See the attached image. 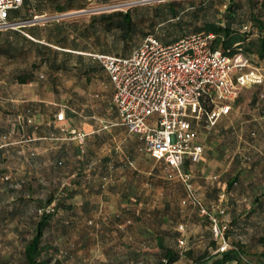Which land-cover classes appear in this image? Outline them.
Returning <instances> with one entry per match:
<instances>
[{
  "label": "crops",
  "instance_id": "obj_1",
  "mask_svg": "<svg viewBox=\"0 0 264 264\" xmlns=\"http://www.w3.org/2000/svg\"><path fill=\"white\" fill-rule=\"evenodd\" d=\"M41 32V39L28 35L52 47L72 51L69 67L50 70L48 63H43L36 69L33 80H17L24 85L26 93L8 97L7 105L1 107L8 108L15 117L12 119L9 113L2 115L7 129L0 131V147L4 148L6 159L12 153L18 154L28 174L36 172L33 175L38 182L45 177L73 176L70 186L75 190L69 198L72 211L61 212L72 225L53 227L56 236L51 241L59 250L71 252L65 255L57 250L59 260L52 264H160L161 252L166 248L179 251L171 264H264V259L257 263L241 258L223 260L222 252H210L211 225L195 205L182 203L187 197L182 179L177 175L169 177L170 170L165 163L147 153L139 135L121 124L113 102V83L94 53L60 47ZM50 71L55 75V82L48 79ZM60 111L65 114L62 120L56 117ZM230 114L231 110L221 115L214 125L192 118L204 151L199 161L185 156V171L191 174L204 159L206 140L201 130H223L227 125L221 121L231 119ZM229 125L238 135L235 125ZM72 129L85 132L84 138L77 137ZM239 152L231 154L228 170L238 172L240 178L232 181L220 175L219 179L206 181L204 190L198 193L207 205L217 193L216 208L223 209L219 214L222 220L231 217L233 225L228 239L235 243L242 232L252 230V223L260 229L264 226V190L261 197H256L252 165L242 166ZM129 157L133 163L128 161ZM39 170L43 174L37 175ZM104 172L110 177L102 186ZM118 214L126 220L132 217V224L117 225ZM181 223L185 224L183 231L178 228ZM180 237L185 238L184 245L178 243ZM234 248L237 249L235 244ZM204 251L210 254L198 259Z\"/></svg>",
  "mask_w": 264,
  "mask_h": 264
},
{
  "label": "built area",
  "instance_id": "obj_2",
  "mask_svg": "<svg viewBox=\"0 0 264 264\" xmlns=\"http://www.w3.org/2000/svg\"><path fill=\"white\" fill-rule=\"evenodd\" d=\"M150 1L154 0H86L87 6L74 13L112 11ZM23 2L0 0V30L35 23L40 18L36 15L11 20V10ZM213 37V33L193 31L165 43L150 34L128 56L93 55L113 83V102L121 124L139 135L143 149L163 161L170 176L182 179L187 190L182 203L191 202L208 215L212 234L219 240L215 252H223L230 246L226 236L228 224L220 217L223 209L219 213L210 211L197 195L190 173L183 169L185 156L199 161L204 151L192 118L214 125L231 110L242 88L264 83V71L240 44L229 53L212 47ZM205 102L211 103L210 109H206ZM56 117L62 120L65 114L60 111ZM72 132L81 139L86 134L76 129ZM178 228L183 231L185 226L181 223ZM185 241L184 237L179 238L180 245Z\"/></svg>",
  "mask_w": 264,
  "mask_h": 264
},
{
  "label": "trees",
  "instance_id": "obj_3",
  "mask_svg": "<svg viewBox=\"0 0 264 264\" xmlns=\"http://www.w3.org/2000/svg\"><path fill=\"white\" fill-rule=\"evenodd\" d=\"M32 1L24 0L19 8L11 10L9 18L11 20L32 18V14L27 12ZM55 1L52 0L51 3L59 12L82 8L86 2V0H80L82 2L79 3L74 0H67L63 3ZM245 2L247 1L165 0L157 4H136L127 9L95 13L89 21L82 24H66L65 21H53L52 27L44 33V37L53 39V43L60 47L93 53L128 56L150 34L167 43L189 32L205 31L214 34L212 39V47L214 48H221L232 53L236 50L237 44H240L246 52L252 51V53H257L260 59H264L263 13H258L257 9L253 8V3L252 7L249 8ZM187 3H191L194 10H189L190 7L187 6ZM221 4L226 5L222 11H220ZM36 6V10L40 11L41 8L37 4ZM248 12H250L252 20L260 31L257 37H252V39L249 38V32L242 29L246 24L245 22L248 21ZM199 20L200 24H198ZM159 26L162 27L159 28ZM20 27L21 29L7 28L0 32V55L15 56L19 45L26 47V50L29 48L34 49L37 60L31 64L30 68L16 73V80L19 82L33 80L36 76V69L43 63H48L50 70L69 67L68 63L72 51L55 48L29 37L31 35L41 39V36H43L37 25L25 24ZM60 55H62L61 59L59 58ZM48 79L55 82V75L51 71L48 74ZM205 106L206 109H210L212 105L205 102ZM6 129L3 123H0V131ZM3 151L4 148L0 147V163L6 160ZM129 158L128 161L130 162L132 159ZM4 172V169L1 168L0 178L3 184L1 192L7 193V202L0 204V220L5 221V217H9V219L19 217L21 221L24 218L25 229H27L24 233L27 235L22 238L19 249L15 247L10 253L4 254L0 248V264H52L54 260H57L56 254L58 252L65 255L69 254L71 250H59L51 244V241L56 236L53 232L56 229L53 230V227H69L72 225V221H66L61 212L72 211L73 204L69 198L75 189L67 186V193L56 202H54L55 197L52 193L41 194L38 197H35L34 194L27 196L24 187H17ZM5 176L7 177L6 180L4 179ZM101 176L102 186H105L110 177L109 173L104 172ZM38 184L41 185V182H38ZM30 188L29 191L33 193V185ZM43 201H45V204L42 203ZM51 203H54V205L48 209L47 206ZM32 208H34V211ZM125 220L120 217V214L116 216L117 225L124 222L126 225H130L133 222L132 217ZM15 230L22 233V229L18 225ZM261 238L264 240V237ZM211 246H215L213 239ZM57 250L59 251L57 252ZM205 252L199 254L197 258L206 257ZM178 255L179 251L166 248L161 252L160 264H171ZM231 258H240L237 249L231 248L222 252L221 259Z\"/></svg>",
  "mask_w": 264,
  "mask_h": 264
},
{
  "label": "rangeland",
  "instance_id": "obj_4",
  "mask_svg": "<svg viewBox=\"0 0 264 264\" xmlns=\"http://www.w3.org/2000/svg\"><path fill=\"white\" fill-rule=\"evenodd\" d=\"M51 1L52 0H33L31 6L28 7L27 12L28 14H32V18L35 17L36 15H40V18L36 20L35 23L26 22L24 24L37 25L40 31H44L45 33L46 31H49V29L52 27L51 23H54L53 21H65L66 24L69 23L82 24L89 21L90 17L95 14V13H83V12L74 13L81 8L70 9L67 11L59 12L56 11ZM64 1L67 0H56L55 2L63 3ZM74 1L76 3L82 2L80 0H74ZM116 1L122 2L125 0H116ZM243 1H247L245 2V4L249 8L252 7V3H253V8L255 7L258 13L261 14L263 13L262 16L264 19V0H243ZM160 2L162 1L154 0L146 3H140L139 5L157 4ZM36 4L39 6V8H41L40 11L36 10L37 9ZM86 6H87V2H85L84 4V7ZM187 6L190 7L189 10H194L193 8L194 6H192L191 3H187ZM225 7H226L225 4L224 5L221 4L220 11L224 10ZM127 8L128 7H124L123 9H127ZM64 13H71V14L60 16ZM247 19L248 21L245 22L246 23L245 25H247L248 27L244 28L243 26L242 29L243 31H248L249 38L252 39V37H257L260 31L256 26V24L254 23V21L252 20L250 12L247 13ZM200 23L201 22L199 20L198 24ZM160 27L162 26H159V28ZM13 29H21V27L13 28ZM1 31L3 30H0V32ZM18 47L19 49H17V54H15V56L0 55V123H2L3 121L1 120V118L4 113L7 115L8 113L11 114L9 116L12 119L13 117H15L13 112L8 110V108L5 109L1 108L2 106L7 105L8 97L13 96L16 98L26 93V90L23 88L24 85H22L16 80L15 78L16 73L21 72L24 69L30 68L31 64L37 60L34 54V49L29 48L26 50L25 49L26 47H24L23 45H19ZM248 54L253 59L254 63H257L259 66H261L264 71V59H260L257 53H252V51H249ZM230 115H231L230 117L231 119H226L225 122L221 121L224 125H227L226 128L225 127L221 128L223 130L220 131L219 130L220 128L219 129L203 128L201 130V136L204 138V140H206L205 141L206 151L204 154V159L199 164V168L193 170V172L191 173L192 175L191 174L190 175L191 177H193L192 178L193 183L196 182V188H197V190L195 188L196 193L205 206L207 205L206 204L207 202L203 200L202 197H200L199 192L201 190L202 191L204 190L206 181L219 179L220 175H223L222 178L232 181H234L236 178L238 179L240 178L238 172L234 171L236 173H233V170L232 171L228 170L231 161L230 156L234 151H241L239 152V154L241 155L239 159L242 166H244L245 163H247V165L249 164L252 165V178L255 180L254 183L256 185V187L254 188L257 189L256 197H261L262 196L261 192L262 190H264V158H261L260 156V155H264V83L259 85H252L250 87H246L242 89L241 94L239 95L237 101L231 108ZM252 119H255V122H252ZM238 121H241L242 124ZM231 123L235 125L234 130L238 129V135L236 134V132L231 131L232 127L231 125H229ZM251 124L254 125L252 126ZM225 130H228V132ZM116 139L118 140V137H116ZM222 141L224 142V145ZM250 144H252V146H250ZM225 147L228 148V150H224L226 149ZM223 152H225L226 154H222ZM249 152L252 153L250 154ZM1 168L4 169L5 171L4 174L8 176V179H12L11 180L12 183H15L17 187H24L27 196L34 194L35 197L36 196L38 197V195L41 194L52 193L54 194L55 197L54 202H56L67 193V186L73 184L72 183L73 176L67 174L61 175L60 176L61 178L56 177V178L48 179L47 177H45L42 179L43 181L41 182V185L38 184L37 179L34 178L35 176L33 175V173L36 172L33 170L31 172L32 174H28V172L26 171V165L23 164L21 161H19L18 154L12 153L11 155H9L5 161L0 163V169ZM165 172H163L162 174L165 175ZM40 174H43V171L39 170L37 175ZM167 174L170 177L168 171ZM6 178L7 177L5 176L4 179L6 180ZM2 185L3 184L1 183V178H0L1 205L7 202V196H6L7 193L4 194L1 192ZM29 185L30 186L33 185V193L29 191L31 189ZM216 194L213 200L211 201V203H209L206 207L212 212L219 213V210L216 208V202H218L217 201L218 196ZM42 203L45 204V201H43ZM53 205L54 203L49 204V206H47L48 209L51 208ZM193 207L195 208L197 207L199 209L198 206H193ZM32 209L34 211V208ZM227 210L229 211L228 206H227ZM199 213L202 215L205 222H208V224L211 225L208 215L204 214L200 209H199ZM229 218L224 219V222L228 224L226 230L227 238L228 235H230L232 232L231 229L233 225L231 217ZM4 219L6 220L5 221H3L2 219L0 220V248L4 254H8L15 247H17L18 249L21 247L22 238L25 235H27L24 233L26 232L27 229H25L26 226L24 224V218L21 221L19 217L15 219L12 218L9 219V217H5ZM17 225L21 227L22 233L15 230ZM179 225L180 224H178V226ZM256 225L252 223L251 231L242 232L241 237H239L238 238L239 240H237V243L234 242L235 240L229 241L228 239L230 245L228 249H231L232 247L234 248V244H235L239 251L241 260L244 261L248 260L257 263V260L264 259V240H262L261 238L264 237V226L261 227L260 229L259 228L260 226L257 227L258 225L257 226ZM212 237H213L212 239L215 241V246L210 247V252L214 254L216 253L215 249L219 244V240L215 239L213 234ZM17 248L16 250H18ZM210 252L209 251L205 252L206 257L210 254ZM58 260L59 259L55 260V262H58Z\"/></svg>",
  "mask_w": 264,
  "mask_h": 264
},
{
  "label": "water",
  "instance_id": "obj_5",
  "mask_svg": "<svg viewBox=\"0 0 264 264\" xmlns=\"http://www.w3.org/2000/svg\"><path fill=\"white\" fill-rule=\"evenodd\" d=\"M68 14H71V13H64V14H62V15H60V16H64V15H68Z\"/></svg>",
  "mask_w": 264,
  "mask_h": 264
}]
</instances>
